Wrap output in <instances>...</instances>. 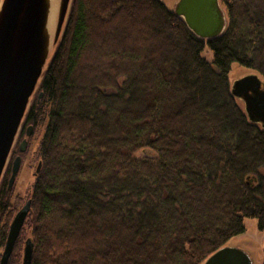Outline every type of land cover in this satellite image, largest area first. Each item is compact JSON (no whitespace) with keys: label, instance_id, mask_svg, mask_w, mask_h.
Returning a JSON list of instances; mask_svg holds the SVG:
<instances>
[{"label":"trees","instance_id":"16d2710c","mask_svg":"<svg viewBox=\"0 0 264 264\" xmlns=\"http://www.w3.org/2000/svg\"><path fill=\"white\" fill-rule=\"evenodd\" d=\"M221 2L227 29L205 42L160 0H72L26 115L44 130L7 264L29 238L30 264H203L244 219L264 230V127L228 78L264 77V0ZM12 198L3 182L0 259Z\"/></svg>","mask_w":264,"mask_h":264},{"label":"water","instance_id":"95a60500","mask_svg":"<svg viewBox=\"0 0 264 264\" xmlns=\"http://www.w3.org/2000/svg\"><path fill=\"white\" fill-rule=\"evenodd\" d=\"M71 3L72 0H57L54 47L62 38ZM48 7L49 0L0 1V182L50 55V35L46 32ZM173 13L205 42L223 35L228 26L220 0H177ZM230 89L233 97L244 102L248 119L264 127V82L260 75L250 74L235 80ZM31 129L28 127V134ZM25 146L24 140L20 144L21 152ZM20 165L21 158L17 157L10 184ZM30 208L28 201L13 218L0 264L8 263ZM32 254L33 242L29 238L25 242L23 264H30ZM203 264H253V261L241 249L225 246Z\"/></svg>","mask_w":264,"mask_h":264},{"label":"rangeland","instance_id":"374dc122","mask_svg":"<svg viewBox=\"0 0 264 264\" xmlns=\"http://www.w3.org/2000/svg\"><path fill=\"white\" fill-rule=\"evenodd\" d=\"M160 1L170 11L174 12V7L176 5L177 0H160ZM220 4H221L222 10H224V12L226 13V8L221 1H220ZM57 15H56L53 30L51 31V34H50V55H49L45 70L49 66L55 54L56 48H57V46L54 47L55 45L53 43L56 22H57ZM202 55L209 63H213L214 61L213 53L207 45L205 46ZM250 74H257V73H255L253 70L246 69L237 64H233L231 67L229 76H228L230 88L235 80H238ZM260 78L264 82V77L260 76ZM34 99H35V96H33L31 100V104ZM237 102H238L239 107L242 110H245L244 102L242 100H237ZM43 130H44V127L42 128L38 127L36 130H34V133L32 137L30 138V142H29L30 145L27 149L26 154L23 157V162H22L20 172L14 182V186L12 187V191H13L12 203L15 204L14 201L16 200L18 204L17 211H19L24 206V204L28 202L31 196L32 186L34 184L35 176H36V169L38 167V144L41 140ZM14 149L16 150V147L13 148V150ZM136 155L141 156L142 152H138ZM12 157H13V154H12ZM244 226H245V232L231 239L228 242L227 246L239 248L242 251L246 252L251 257L253 264H263L264 262V230H261L259 228V223L256 219H251V218L244 219Z\"/></svg>","mask_w":264,"mask_h":264},{"label":"flooded vegetation","instance_id":"af4514ba","mask_svg":"<svg viewBox=\"0 0 264 264\" xmlns=\"http://www.w3.org/2000/svg\"><path fill=\"white\" fill-rule=\"evenodd\" d=\"M220 1H221V0H220ZM238 100H239V99H238ZM28 127H31V128H32V129L30 130V134H28ZM33 133H34V126H33L32 124H27V119L25 118V119H24V122H23V124H22V127H21V129H20V131H19L18 137H17V139H16L15 146H14V148H15V147H16V148L18 147V151H19V153L21 152V151H20V144H21L22 141H24V140L26 141V146H25V148H24V151L21 152V153H24V152L26 151V149L28 148V144H29L28 141H29V139L32 137ZM14 151H15V149H14ZM14 151H12L13 157H12V154H11L10 159H9V161H8V164H7V167H6V169H5V173L3 174V177H2L1 182H0V185H1L3 182H4V184H7V188H8V189H12V187L14 186V182H15V180H16V178H17L19 172H20L21 166H22V157H21L20 155H14V153H15ZM11 157H12V159H11ZM17 157H20V158H21L20 169H19V172H18V174H17V176H16L14 182H13L12 184H10V179H11V175H12V168H13V162H14V160H15ZM7 177H8V178H7Z\"/></svg>","mask_w":264,"mask_h":264},{"label":"bare ground","instance_id":"6f19581e","mask_svg":"<svg viewBox=\"0 0 264 264\" xmlns=\"http://www.w3.org/2000/svg\"><path fill=\"white\" fill-rule=\"evenodd\" d=\"M56 14H57V0H49L47 23H46V32L48 35H50L51 31L53 30Z\"/></svg>","mask_w":264,"mask_h":264}]
</instances>
